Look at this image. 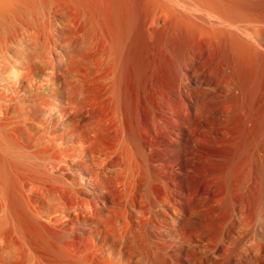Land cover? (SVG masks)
<instances>
[{"label":"rangeland","instance_id":"obj_1","mask_svg":"<svg viewBox=\"0 0 264 264\" xmlns=\"http://www.w3.org/2000/svg\"><path fill=\"white\" fill-rule=\"evenodd\" d=\"M259 17L0 0V264H264V48L223 24Z\"/></svg>","mask_w":264,"mask_h":264},{"label":"bare ground","instance_id":"obj_2","mask_svg":"<svg viewBox=\"0 0 264 264\" xmlns=\"http://www.w3.org/2000/svg\"><path fill=\"white\" fill-rule=\"evenodd\" d=\"M242 4H243V3H242ZM239 5H241V4H239ZM241 7H242V6H241ZM241 7H240V8H241ZM249 8H250V7H249ZM234 9H235V8H234ZM252 9H253V8H252ZM235 10H236V9H235ZM241 10H242V9H241ZM250 11H251V10H250ZM236 12H237V11H236ZM246 12H247V11H246ZM248 12H249V11H248ZM248 12H247V13H248ZM240 13H241V12H240ZM244 13H245V12H244ZM244 13H243V14H244ZM237 14H238V13H237ZM243 14H242V15H243ZM252 14H253V12H252ZM208 15H209V14H208ZM240 15H241V14H240ZM245 15H246V14H245ZM255 15H256V14H255ZM255 15H254V16H255ZM216 16H217V15H216ZM246 16H248V15H246ZM249 16H250V15H249ZM251 16H252V15H251ZM211 17H212V16H211ZM218 17H219V16H218ZM222 17L224 18V16H222ZM226 17H228V16H226ZM230 17H232V16H230ZM240 17H242V16H240ZM223 18L220 19V20H224V19H225V18H224V19H223ZM247 18H248V17H247ZM212 19H213V18H212ZM227 19H230V18H227ZM237 19H238V18H237ZM237 19L232 18V20H236V21H237V22L234 21V23H233V21H225V23H226V22H227V23H226V24L223 23V24H224L225 26L228 27V29H227V28H225V29H227L228 31H229L230 29L233 30V31H235L234 33H233V31H231V32H232L235 36H237V37H238L239 34L241 35V36L239 35V37L244 36V37H243L244 39L247 38V39H248V42L250 41V43H251L250 45H254V46L257 45V46H260V47H263V48H264V20H261L262 18L259 17V20L256 19L255 21H253V22H248V24H247V23H244L245 21H244L243 23H241V21H242L243 19H246L245 17H244L239 23H238L239 20H237ZM239 19H240V18H239ZM214 20H215V19H214ZM225 20H226V19H225ZM230 20H231V19H230ZM220 22H221V21H220ZM222 22H223V21H222ZM212 25H213V24H212ZM225 26H224V27H225ZM261 28H262L263 30H261ZM229 32H230V31H229ZM236 32L239 33V34H237ZM232 33H231V34H232ZM236 34H237V35H236ZM234 35H233V36H234ZM76 112H77V111H76ZM65 119H66V118H65ZM69 126H70V125H69ZM74 127H75V126H74ZM66 128H67V127H66ZM34 134H35V133H34ZM35 135H36V134H35ZM35 135H33V136H35ZM51 136H52V135H51ZM88 137H89V136H88ZM50 139H51V138H50ZM34 140H35V139H34ZM42 141H43V140H42ZM43 142H44V141H43ZM50 142H51V141H50ZM57 144H58V143H57ZM32 145H33V144H32ZM25 146H27V145H25ZM44 146H45V145H44ZM55 146H56V145H55ZM49 147H50V146H49ZM60 147H61V146H60ZM62 147H63V146H62ZM62 147H61V148H62ZM45 148H47V147L45 146ZM83 148H84V147H83ZM37 149H40V148H37ZM41 149H42V147H41ZM52 149H53V148H52ZM63 149H64V148H63ZM48 150H49V149H48ZM56 150H57V149H56ZM47 152H48V151H47ZM62 152H63V151H62ZM62 152H61V153H62ZM65 153H66V152H65ZM58 155H59V154H58ZM58 155H57V156H58ZM63 156H64V155H63ZM49 158H50V157H49ZM60 158H61V156H60ZM62 158H63V157H62ZM62 158H61V159H62ZM94 159H95V158H94ZM70 161H71V160H70ZM54 162H55V161H54ZM54 162H53V163H54ZM59 162H61V161H59ZM40 164H41V163H40ZM60 164H63V163H60ZM34 165H35V164H34ZM54 165H55V163H54ZM56 165H57V164H56ZM58 165H59V164H58ZM65 165H66V164H64V166H65ZM3 166H4V165H3ZM0 167L2 168L1 165H0ZM37 167H38V166H37ZM45 167H46V166H45ZM3 171H4V170H3ZM5 171H7L6 168H5ZM5 171H4V172H5ZM1 173H2V171H1ZM2 175H5V174L2 173ZM2 175H1V177H2ZM1 177H0V178H1ZM4 178H5V176H4ZM6 178H7V177H6ZM6 178H5V181H6ZM1 181H2V180H1ZM6 183H7V182H6ZM34 183H35V182H34ZM34 183H33V184H34ZM38 183H39V182H38ZM0 184H2V183H0ZM28 184L30 185L31 182L27 183L26 186H28ZM36 184H37V183H36ZM36 184H35V185H36ZM4 185L7 186V184H4ZM35 185H34V187H35ZM37 185H38V184H37ZM39 185H40V183H39ZM39 185H38V186H39ZM23 186H24V185H23ZM40 186H41V185H40ZM52 186H54V185H51V187H52ZM56 186H57V185H56ZM3 187H4V186H3ZM32 187H33V186L29 187V188H30L29 190H31ZM34 187H33V191H34V189H36V188H34ZM43 187H44V184H43ZM47 187H48V186H47ZM71 187H72V186H71ZM5 188H7V187H5ZM22 188H24V187H22ZM38 188H39V187H38ZM38 188H37V189H38ZM41 188H42V187H40L38 190L36 189V191H40ZM52 188H53V187H52ZM68 188H69V187H68ZM73 188H74V187H73ZM27 189H28V188H26L25 190H27ZM53 189H54V188H53ZM56 189H58V188H56ZM60 189H61V188H60ZM69 189H70V188H69ZM69 189H68V190H69ZM74 189H75V188H74ZM0 190H3V189L1 188ZM46 190L48 191L47 188H46ZM46 190H45V191H46ZM50 190H52V189H50ZM36 191H34V194H33L32 192H31V193H32L34 196H35L36 194L38 195L39 192L36 193ZM41 191H42V190H41ZM45 191H44V192H45ZM52 191H54V190H52ZM52 191H51V192H52ZM70 191H71V190H70ZM75 191H76V189H75ZM1 192H2V191H1ZM25 192H27V191H25ZM51 192H50V193H51ZM2 193H4V192H2ZM6 193H7V190H6ZM35 193H36V194H35ZM40 193H42V192H40ZM48 193H49V191H48ZM50 193H49V195H51ZM53 193H54V192H52V194H53ZM55 193L57 194L58 192L56 191ZM75 193H76V192H75ZM27 194H29V193L27 192ZM45 194H46V193H45ZM56 194H55V195H56ZM60 194H61V193H60ZM71 194H72V193H71ZM3 195H4V194H3ZM37 195H36V196H37ZM55 195L53 196L54 200H55V197H56L57 195H58L57 197H59V198L62 197V196H59V194H57L56 196H55ZM74 195H75V194H74ZM0 196H2V195L0 194ZM6 196L8 197V195H6ZM28 196H29V195H28ZM51 196H52V195H51ZM2 197H3V196H2ZM30 197H31V196H30ZM30 197H29V198H30ZM38 197H39V195H38ZM43 197H44V196H43ZM43 197H42V198H43ZM57 197H56V200L58 199ZM4 198H5V195H4ZM4 198H3L4 201H8V198H6V199H4ZM47 199H48V198H47ZM47 199H46V200H47ZM50 199H51V197H50ZM50 199H49V202H50ZM61 199H62V198H61ZM0 200H1V198H0ZM3 200H2V201H3ZM42 200H44V199H42ZM51 200H52V199H51ZM54 200H52V202H53ZM62 200H63V199H62ZM62 200H60V199H59V201L57 200V201H56V204H57L58 202H60V201L62 202ZM4 201H3V203L0 201L1 204H5ZM47 202H48V201H47ZM52 202H51V205L53 204V208H54V204H55V203H52ZM54 202H55V201H54ZM7 204H8V203H7ZM56 204H55V205H56ZM5 206L7 207L6 204H5ZM5 206H4V207H5ZM54 209H55V208H54ZM5 210H6V208H5ZM2 211H3V208H2ZM6 211H7V210H6ZM6 211H5V212H6ZM2 213H3V212H2ZM7 213H8V212H7ZM3 214H4V213H3ZM3 214H2V217H3ZM4 215H5V214H4ZM6 215H7V214H6ZM2 217H1V219H2L3 221L0 220V222L2 221V222H1L2 224H3V223H5V224L8 223V225H10L9 222H7V221H8V220H7L8 217H7L6 219H5V216H4V218H2ZM10 218H11V217H10ZM10 218H9V219H10ZM4 219H5V220H4ZM4 221H5V222H4ZM2 224H1V225H2ZM12 224H13V223H12ZM1 225H0V226H1ZM6 226H7V225H6ZM3 250H4V249L2 248L1 251L3 252ZM4 251H5V250H4Z\"/></svg>","mask_w":264,"mask_h":264}]
</instances>
